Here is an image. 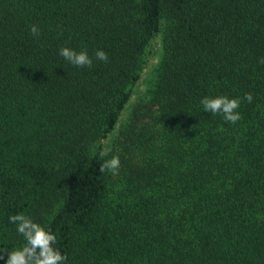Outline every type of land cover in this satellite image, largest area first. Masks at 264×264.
<instances>
[{
  "label": "trees",
  "instance_id": "trees-1",
  "mask_svg": "<svg viewBox=\"0 0 264 264\" xmlns=\"http://www.w3.org/2000/svg\"><path fill=\"white\" fill-rule=\"evenodd\" d=\"M160 25L113 187L96 142ZM261 58L264 0H0V264L24 243L9 217L38 222L58 198L40 224L65 264H264ZM205 96L241 98V119L205 112Z\"/></svg>",
  "mask_w": 264,
  "mask_h": 264
},
{
  "label": "clouds",
  "instance_id": "clouds-1",
  "mask_svg": "<svg viewBox=\"0 0 264 264\" xmlns=\"http://www.w3.org/2000/svg\"><path fill=\"white\" fill-rule=\"evenodd\" d=\"M30 33L34 37L39 36L40 29L37 25L33 24L30 26ZM59 55L73 66H87L89 68L93 66V60L86 49L76 51L69 47H61ZM95 57L102 62H108L109 60L107 53L102 49L95 51ZM260 63H264V58L260 59ZM243 100L251 103L253 100L252 93H245ZM200 103L205 112H209L212 115L220 114L228 123L236 124L241 119V114L237 111L241 104V98L205 96L201 99ZM119 167V157L112 156L100 164L99 171H108L116 174ZM9 222L16 225V230L23 237L24 243L20 247L13 248L11 251H3L7 253L5 264H65L67 256L59 248L55 247L57 237L50 229L35 222L24 213L10 216ZM0 259H4V256L0 255Z\"/></svg>",
  "mask_w": 264,
  "mask_h": 264
},
{
  "label": "rangeland",
  "instance_id": "rangeland-1",
  "mask_svg": "<svg viewBox=\"0 0 264 264\" xmlns=\"http://www.w3.org/2000/svg\"><path fill=\"white\" fill-rule=\"evenodd\" d=\"M161 32L162 25H160V30L149 39L148 44L145 47L144 53L141 57V66L138 78L132 84L129 97L122 109L119 111L116 121L114 122L112 128L103 136L99 137L96 142L100 145V154L103 161L110 159L112 156H118L120 159L123 155V145L121 144L123 141V135L121 132L123 128H125L134 108L141 105L143 99H145L147 86L154 75L155 68L157 67L162 54ZM108 175L110 184L115 187L117 173L112 174L108 172ZM59 204V198L54 200L47 212L41 213L37 223H42L44 220L49 219L53 213H55Z\"/></svg>",
  "mask_w": 264,
  "mask_h": 264
}]
</instances>
